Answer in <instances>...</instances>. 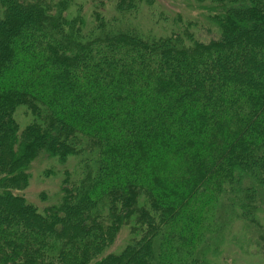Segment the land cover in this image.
Listing matches in <instances>:
<instances>
[{
    "label": "trees",
    "instance_id": "obj_1",
    "mask_svg": "<svg viewBox=\"0 0 264 264\" xmlns=\"http://www.w3.org/2000/svg\"><path fill=\"white\" fill-rule=\"evenodd\" d=\"M262 241L264 0H0V264Z\"/></svg>",
    "mask_w": 264,
    "mask_h": 264
},
{
    "label": "rangeland",
    "instance_id": "obj_2",
    "mask_svg": "<svg viewBox=\"0 0 264 264\" xmlns=\"http://www.w3.org/2000/svg\"><path fill=\"white\" fill-rule=\"evenodd\" d=\"M164 1H166V0H164ZM169 2H171V1H169ZM167 3V2H166ZM165 3V4H166ZM38 174V173H37ZM35 176V175H34ZM35 183V182H34ZM34 183H33V186H34ZM36 184V183H35ZM38 185L39 184H37V185H35L34 187H32L31 188V193L30 194H32L33 196L35 195L36 196V194L38 195V191L39 190H41V189H37V187H38ZM248 235H250L249 234V232H248ZM230 237H231V235H230ZM244 238L246 237L247 238V235L246 236H243ZM243 238V239H244ZM227 239H229V237L227 238ZM225 243H226V245H225ZM261 244V246L262 247H264V241H262V242H260ZM225 246V247H224ZM224 250H229L230 249V245H228V240H226L225 242H224ZM229 246V247H228ZM233 249V251H235V250H239L240 248L238 247V244H237V246L236 245H234L233 244V247H232ZM230 251V250H229ZM253 252V253H252ZM251 254H255L254 253V250L253 249H250V250H248V251H245V252H243V253H239V254H231L230 256H228L227 254H225V260L224 259H222V264H264V256H262V255H255V256H253V255H251ZM232 257H234L233 259H231Z\"/></svg>",
    "mask_w": 264,
    "mask_h": 264
}]
</instances>
